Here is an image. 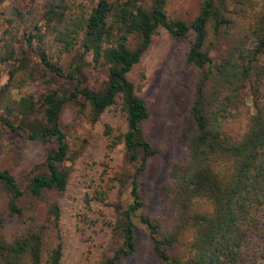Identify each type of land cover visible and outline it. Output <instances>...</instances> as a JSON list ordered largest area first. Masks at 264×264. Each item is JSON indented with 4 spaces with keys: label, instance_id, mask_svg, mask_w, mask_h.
I'll return each mask as SVG.
<instances>
[{
    "label": "trees",
    "instance_id": "trees-1",
    "mask_svg": "<svg viewBox=\"0 0 264 264\" xmlns=\"http://www.w3.org/2000/svg\"><path fill=\"white\" fill-rule=\"evenodd\" d=\"M167 2L29 0L27 9L14 7L3 19L0 64L8 67L0 87V126L22 130L32 141L54 143L44 171L33 173L23 188L8 170L0 169L5 211L9 217L19 215L22 198L65 189L69 172L57 166L68 158L59 124L64 104H78L91 123L113 109L125 128L105 125V147L122 144L124 164H136L128 177L122 169L84 199L86 204L105 202L115 186L112 181L121 191L129 179L131 201L125 207L107 204L114 212L110 232L119 242L93 264H117L134 253L133 216L142 207L137 176L157 150L141 131L148 116L136 94L141 82L135 85L128 73L152 35L163 28L170 38L186 42L184 63L195 68V76L184 158L170 165L167 180L157 187L172 226L163 230L157 220L139 216L152 251L159 264H264V0H201L188 22L169 17ZM87 54L93 66L105 67L97 89L82 85L79 76ZM48 72L66 79L71 88L16 99L9 95ZM137 75L141 79L142 71ZM45 215L42 221L30 215L12 236L0 233V264H59L56 201L47 202Z\"/></svg>",
    "mask_w": 264,
    "mask_h": 264
},
{
    "label": "rangeland",
    "instance_id": "rangeland-1",
    "mask_svg": "<svg viewBox=\"0 0 264 264\" xmlns=\"http://www.w3.org/2000/svg\"><path fill=\"white\" fill-rule=\"evenodd\" d=\"M200 1L168 0L166 13L169 17L188 22L196 15ZM28 2L5 0L0 5V32L3 19L8 17L10 11L14 7L27 9ZM16 46L22 47L20 42ZM185 50V41L174 40L165 29L158 28L138 63L128 73V78L135 85L141 82L136 94L144 101L148 111L147 118L141 123V131L157 153L147 158L144 170L137 176L142 207L133 216L136 249L131 256L117 259V264H159L140 215L157 220L163 230H169L172 226V216L159 204L157 187L167 180L170 165L184 158L186 139L192 128L186 114L195 68L185 65ZM29 56L36 61L33 52H29ZM83 59L79 75L82 85L99 88L105 79V67L93 66L88 54ZM7 67L0 64V87L7 80ZM62 68L67 70L65 61ZM139 70L143 73L141 79L137 75ZM70 88L71 83L66 79L48 72L43 78L11 89L9 95L16 99L20 95H37L47 89L67 91ZM59 124L68 146V158L57 164L69 172L65 189L45 192L37 199L22 198L24 211L10 217L5 211L6 197L0 190V233L14 235L29 222L27 217L30 215L37 221L44 220L47 202L56 201L59 207L57 233L62 253L59 264H93L103 254H110L119 242L110 232L114 212L107 204L118 202L125 207L131 201L129 179L121 191L117 189V182L112 181L115 186L108 192L105 202L91 200L86 204L84 199L91 195L95 187H103L122 169L128 177L136 163L124 164L122 144L111 150L105 147V125L125 128L117 111L107 109L97 121L91 123L79 112L78 104L66 103L61 110ZM53 147L52 140L32 141L22 130L8 131L0 126V169L8 170L23 188L33 173L44 171L46 154ZM54 233L55 229L52 228L51 234Z\"/></svg>",
    "mask_w": 264,
    "mask_h": 264
}]
</instances>
